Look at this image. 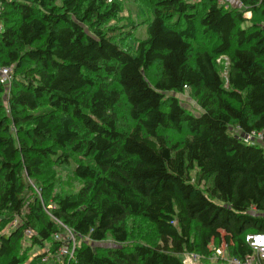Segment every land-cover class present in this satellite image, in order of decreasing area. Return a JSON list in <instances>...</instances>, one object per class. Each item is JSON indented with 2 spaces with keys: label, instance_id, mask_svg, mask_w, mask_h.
<instances>
[{
  "label": "trees",
  "instance_id": "16d2710c",
  "mask_svg": "<svg viewBox=\"0 0 264 264\" xmlns=\"http://www.w3.org/2000/svg\"><path fill=\"white\" fill-rule=\"evenodd\" d=\"M0 1V63L14 67L7 98L0 82V264L71 247V234L55 264H213L219 231L229 257L253 255L264 145L240 135H264V0H147L135 48L134 26L111 23L120 0ZM186 90L200 114L166 94ZM131 218L155 238L132 241Z\"/></svg>",
  "mask_w": 264,
  "mask_h": 264
},
{
  "label": "rangeland",
  "instance_id": "374dc122",
  "mask_svg": "<svg viewBox=\"0 0 264 264\" xmlns=\"http://www.w3.org/2000/svg\"><path fill=\"white\" fill-rule=\"evenodd\" d=\"M123 5V11L121 13L120 19L112 20L111 23H117L120 26L126 25L125 28H128L129 26H134V36H131L128 40L129 46L136 47L137 44V38H142L147 36V23L148 20L152 17V12L150 9L149 2L147 0H120ZM228 3H230L233 6H240L237 5V0H227ZM227 4V3H226ZM246 17L251 18L252 12L246 11L244 14ZM225 62L224 65L227 64V58H224ZM226 72V71H225ZM157 75V68H153L149 75L148 79L150 82H153L155 80V76ZM9 94V91H6L5 98H7ZM167 95H175L178 97L182 103L183 106L190 109L194 114L198 115L202 112V108L198 105L196 99L194 96H192L190 90H186L183 93L178 92H169L166 93ZM230 132L235 134V129L229 128ZM193 175H195V170H193ZM60 176L62 179L64 190L71 191L75 190L77 191L80 186L81 182L75 178L72 171L69 168H60ZM32 181V180H31ZM36 192L39 194L40 190L38 187L35 186ZM31 200V199H30ZM29 204L30 201L27 202L24 214L26 215L29 211ZM128 226L132 234V241L134 240H144L149 241L148 238L154 239V231L150 224H148L146 221L141 220L139 218H131L128 221ZM215 237H217L219 241V248L222 250V253H218L217 251L215 254H213L212 262L213 264H224V263H230V260L232 257L228 256V253L226 250L223 249L222 240H223V231H219L217 233H212L211 237H209V242L212 244L215 243ZM94 245L97 246H110L113 245L111 240H105L104 242H101L99 244L94 243ZM37 248L33 249L32 256L29 260L30 264H39L42 263V258H35L34 255L36 254ZM202 258L200 259L201 263ZM226 260V262H225ZM228 261V262H227ZM47 264H55V262L52 260V258L49 260ZM233 264V263H230Z\"/></svg>",
  "mask_w": 264,
  "mask_h": 264
},
{
  "label": "built area",
  "instance_id": "2783aa9c",
  "mask_svg": "<svg viewBox=\"0 0 264 264\" xmlns=\"http://www.w3.org/2000/svg\"><path fill=\"white\" fill-rule=\"evenodd\" d=\"M224 2V0L222 1ZM3 10V4L0 1V30L3 29V21L1 19V13ZM14 76V67L12 65H3L0 63V82L5 86L6 91H10L11 84L13 81ZM241 138L247 143H254L260 142L264 145V135L262 132L251 131L242 133ZM20 222V217H16L12 225L16 226ZM25 233L27 235H31L33 232L31 229H26ZM57 238L59 235L56 236ZM70 239L73 241V246H61L60 249L56 253H51L50 251L46 250V254L42 258L43 262H48L52 257L60 254V255H73L74 248H75V239L73 234H71ZM247 241L251 245L254 250V254L247 256L245 259H239L236 257H232L230 263L233 264H264V234L262 233H255L249 234L247 236ZM218 253H222V250L218 248L216 250ZM201 256L198 253H187L184 255V262L186 264H200Z\"/></svg>",
  "mask_w": 264,
  "mask_h": 264
}]
</instances>
